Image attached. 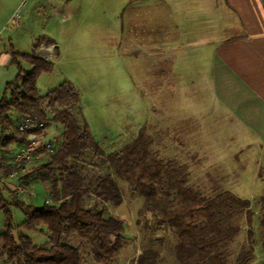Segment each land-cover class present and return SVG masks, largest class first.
<instances>
[{"label": "rangeland", "instance_id": "374dc122", "mask_svg": "<svg viewBox=\"0 0 264 264\" xmlns=\"http://www.w3.org/2000/svg\"><path fill=\"white\" fill-rule=\"evenodd\" d=\"M148 8L153 11L150 17ZM148 24L153 25L151 32ZM163 24L170 26L172 40L178 39L175 16L169 12L163 0H0V50L2 55L13 49L15 52H34L41 56L45 51H39V45L48 46V41H51L57 48H54L55 54L49 59L51 69L42 72L36 80L40 96H45L65 82L71 83L79 98L72 112L85 120L106 153L120 150L145 130L147 135L156 137L151 148L162 158L165 124L180 113H194L198 107L194 85L200 82L204 86L208 80L205 77L207 64L204 63L203 79H186L183 76L190 73L180 72L183 66L178 62L179 58L173 57L171 65L172 68L176 67L177 73L171 80L153 78V51L146 46V42L152 40V35L161 37ZM36 44L39 45L34 46ZM2 55L0 89L17 74L16 66L12 63L5 65ZM162 65L160 63L161 69ZM22 66L31 69L26 62H22ZM169 82L183 89L170 95ZM202 106L200 102L199 108ZM200 123L209 125L206 120ZM214 128L221 138L231 129L222 126ZM61 129L59 124L50 122L43 133L52 143L61 134ZM173 156L165 160L172 165L191 161L185 156L179 158V151ZM84 161L98 173L106 171L107 165L91 151L85 154ZM204 162L200 159L198 164L201 166ZM228 177L231 184H226ZM188 178L189 185L193 187L198 186L195 181L199 178V181H206L203 183L207 184V191H220L226 187L250 201L252 211L256 212L252 216L251 226L247 223L244 210L234 216L235 220H239L241 231L228 247L229 260L233 261L247 245V235L252 231L254 260L249 264H264V232H261L257 213L259 198L264 195L263 175L189 174ZM207 178H210L208 182ZM116 181L124 202L119 206H109L108 213L123 218L132 233L126 230L122 248L110 264H138V255L147 248L159 251L155 264H178L172 248L176 242L175 235L169 229L153 230L151 213L142 209L143 197L131 192L124 180ZM31 195L34 205L44 204L46 192L42 185H36ZM88 203L92 204L93 200ZM11 215L15 224L24 220V214L18 207H11ZM4 223L5 214L0 209V230ZM18 231L28 235L35 244L48 243L42 227L34 230L19 228ZM83 253L85 264H99L87 249ZM0 264L13 263L0 258Z\"/></svg>", "mask_w": 264, "mask_h": 264}, {"label": "trees", "instance_id": "16d2710c", "mask_svg": "<svg viewBox=\"0 0 264 264\" xmlns=\"http://www.w3.org/2000/svg\"><path fill=\"white\" fill-rule=\"evenodd\" d=\"M22 62L31 69H25ZM11 63L17 74L0 96L1 132L21 134L24 142L26 133L18 125L27 117L37 118L44 129L50 122L62 129L25 183L43 186L44 204H29L17 197L0 203L5 214L0 258L13 264H85L83 250L87 249L97 263L110 264L122 248L127 230L124 220L108 213L109 206L124 202L116 181L119 179L143 197L142 209L151 213L153 230L169 229L175 235L172 248L178 264H249L254 260L252 231L247 235V245L233 261L229 260L228 247L241 231L234 216L244 210L251 226L256 213L248 199L230 190L210 192L189 185L186 165H172L158 157L151 148L154 139L145 130L120 150L106 153L85 120L73 114L79 98L71 83L61 84L45 96L38 93L36 80L51 69L50 61L34 52L20 55L11 50ZM13 113L18 117L14 119ZM39 131L43 133V128ZM88 151L107 165L106 171L98 173L89 168L84 161ZM91 199L93 203L89 204ZM258 204L264 232V195ZM11 207H18L24 214L21 223L12 221ZM38 227L48 237L46 245L35 244L18 231ZM262 242L264 246V233ZM158 258V250L147 248L140 252L137 263L155 264Z\"/></svg>", "mask_w": 264, "mask_h": 264}, {"label": "crops", "instance_id": "0c3cea01", "mask_svg": "<svg viewBox=\"0 0 264 264\" xmlns=\"http://www.w3.org/2000/svg\"><path fill=\"white\" fill-rule=\"evenodd\" d=\"M163 1L175 16L178 39L172 40L170 26L163 24L161 37L152 35V40L146 42L153 51V78L170 81L177 73L176 67L172 68V59L179 58L183 66L180 72L190 73L186 76L179 73L180 76L203 79L205 63L208 80L205 87L200 82L194 85L195 102H198L194 113H180L165 124L162 158L170 159L179 151V158L191 159L181 163L186 165L188 174H262L264 177V0ZM147 12L150 13L148 17L152 16V9L148 8ZM147 26L151 32L153 25ZM11 50L5 55L0 50L5 65L11 63ZM6 83L0 89V96ZM168 89L171 95L183 88L169 82ZM200 102L202 108H199ZM17 117L13 113V118ZM204 120L209 121V125H201ZM219 126L231 128L224 138L214 128ZM152 137L155 143L156 137ZM23 143L21 134L0 130V203L17 197L33 204L32 189L40 183H25L29 179L27 175L39 164L27 166L16 176L10 175L13 156ZM200 159L205 161L204 165L198 164ZM199 180L195 181L199 187L195 186L206 190L207 184L203 183L206 181ZM209 180L207 178V182ZM231 182L229 178L225 183ZM223 190L232 191L226 187ZM127 231L132 233L128 225Z\"/></svg>", "mask_w": 264, "mask_h": 264}, {"label": "built area", "instance_id": "2783aa9c", "mask_svg": "<svg viewBox=\"0 0 264 264\" xmlns=\"http://www.w3.org/2000/svg\"><path fill=\"white\" fill-rule=\"evenodd\" d=\"M41 51H45L41 57L49 61L54 55V47L52 45L41 46ZM19 130L26 133L24 144L13 156V166L10 172L11 176H16L19 172L25 170L29 165H36L40 162L42 153L52 149V143L45 138L44 133L40 132L44 129L43 123L35 117H27L19 122Z\"/></svg>", "mask_w": 264, "mask_h": 264}]
</instances>
